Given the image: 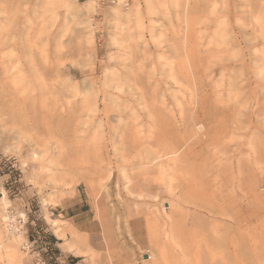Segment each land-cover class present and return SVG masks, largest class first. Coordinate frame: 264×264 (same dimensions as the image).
I'll use <instances>...</instances> for the list:
<instances>
[{
  "label": "rangeland",
  "instance_id": "374dc122",
  "mask_svg": "<svg viewBox=\"0 0 264 264\" xmlns=\"http://www.w3.org/2000/svg\"><path fill=\"white\" fill-rule=\"evenodd\" d=\"M0 29V229L25 264H89L54 219L133 264H264V0H0ZM17 61L57 97L37 123Z\"/></svg>",
  "mask_w": 264,
  "mask_h": 264
},
{
  "label": "crops",
  "instance_id": "0c3cea01",
  "mask_svg": "<svg viewBox=\"0 0 264 264\" xmlns=\"http://www.w3.org/2000/svg\"><path fill=\"white\" fill-rule=\"evenodd\" d=\"M82 213H70L68 214V222L72 224L75 229L79 232H86L88 234H95L94 232V225L96 224L95 219H87L85 222L80 223L79 216H81ZM56 221L53 225V229L57 237L63 240L61 244H63V248L73 252L69 254L73 258L82 257V255H86L88 257L89 264H133L134 262H138L137 255L133 254L132 252L128 251L125 248H121L119 250H116L112 253V255H99L96 252L93 251V249L88 245V239L81 238L72 240L67 237V234L63 231H61V224H59L58 219H54ZM58 222V224H57ZM84 225L88 227H83ZM90 226V227H89ZM1 230V229H0ZM8 231V230H7ZM6 231V232H7ZM10 233V232H9ZM55 234H52V239L50 238V241L52 244L59 243L56 240ZM11 235H6L4 231H0V236H3L5 238L6 242L1 244V237H0V261H1V250L3 249L5 251V264H25V262L22 260V253L25 250L26 242L22 238L20 239L19 243L16 244V242L13 241V237ZM8 243L9 247L5 249V245ZM20 245H23L22 249L20 248ZM83 246V247H82ZM94 246V245H93ZM11 247L16 248L15 249V256H13L12 259L9 258V253L12 252ZM82 247V248H81ZM59 249V248H58ZM61 253V252H60ZM3 255V254H2ZM79 255V256H78ZM94 255V256H93ZM21 256V257H20Z\"/></svg>",
  "mask_w": 264,
  "mask_h": 264
},
{
  "label": "bare ground",
  "instance_id": "6f19581e",
  "mask_svg": "<svg viewBox=\"0 0 264 264\" xmlns=\"http://www.w3.org/2000/svg\"><path fill=\"white\" fill-rule=\"evenodd\" d=\"M89 5V4H88ZM91 7V6H90ZM34 15H36V11H33L32 12ZM37 16V15H36ZM41 15L39 14L38 16H37V18H34V21H41ZM41 23V22H40ZM32 24V23H31ZM1 30V29H0ZM35 32L37 33V34H39L40 36H43V31H42V29H41V27H37L36 29H35ZM2 34H3V30H2ZM29 41H30V39H29ZM33 49V48H32ZM9 56V55H8ZM7 56V57H8ZM43 56V55H42ZM33 57V56H32ZM28 70L29 71H32V72H34V66H33V62L31 61V60H29L28 62ZM37 64V63H36ZM59 64V63H58ZM16 73H14L13 74V80L12 81H14V84L13 85H15L16 83H22V85H20V86H14V89L15 90H17V101L20 103V104H22V103H24L26 100H28V99H31L32 101H31V103H30V105L26 108V110L28 111V113L30 114V118L32 119V120H34V122L35 123H37L36 122V119L38 118V117H44L46 114H47V112L45 111L46 110V102H47V97H49L52 101H53V103H54V106H56V102H57V97H55L54 96V91H52L51 90V93H50V95L48 96V95H46L45 93H44V85H43V80L41 79V77H39V76H37L38 74H35V76H36V78H37V82H38V86H39V91L37 92V93H29V91H31V86H30V83H28V82H26L25 81V75H24V71H25V69H24V66H22L21 65V63L19 62V61H17V63H16ZM12 67H11V65H10V63H9V61L7 60H3V71H4V74H7V73H9V74H12ZM12 79V78H11ZM56 87L57 86H55V89H56ZM51 88H53L54 89V86H51ZM53 98V99H52ZM114 99V98H113ZM115 100V99H114ZM113 101V100H112ZM116 101V100H115ZM51 108V107H50ZM118 126V125H117ZM117 128V127H116ZM115 128V129H116ZM119 128V127H118ZM117 132V131H116ZM97 133V132H96ZM41 135V134H40ZM98 135H99V133H98ZM115 135V134H114ZM96 136V135H95ZM99 137V136H98ZM97 137V138H98ZM99 140V139H98ZM95 141V140H94ZM32 154V157L33 158H35V159H37L38 157H39V155L36 153V152H33V153H31ZM140 166V165H139ZM147 170V169H146ZM145 170V171H146ZM1 192H2V197L0 198V202L2 203V204H6L5 203V192H4V190L3 189H1ZM140 196V195H139ZM4 210V209H3ZM10 218V220L11 219H13L12 217H10V216H8V215H2V219L3 220H7V219H9ZM53 222H55L54 220H52ZM8 228H7V230H8V232H10L11 230H13L14 229V227H13V225H11L10 224V222H8ZM9 234H7V236H8ZM22 233H16V232H13V235H12V237H13V241L14 242H16V244H18L19 243V241H20V239L22 238ZM9 247V245H8V243H6V245H5V249H7ZM83 247V246H82ZM81 247V248H82ZM15 249L16 248H12L11 247V250H12V252H10L9 253V258L10 259H12L13 258V256H15V254H16V252H15ZM95 250V249H94ZM79 256V255H78ZM94 256V255H93Z\"/></svg>",
  "mask_w": 264,
  "mask_h": 264
},
{
  "label": "trees",
  "instance_id": "16d2710c",
  "mask_svg": "<svg viewBox=\"0 0 264 264\" xmlns=\"http://www.w3.org/2000/svg\"><path fill=\"white\" fill-rule=\"evenodd\" d=\"M50 238L52 239V236Z\"/></svg>",
  "mask_w": 264,
  "mask_h": 264
}]
</instances>
